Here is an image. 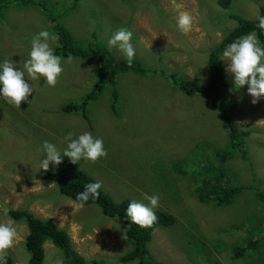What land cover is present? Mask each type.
<instances>
[{
	"label": "rangeland",
	"instance_id": "obj_1",
	"mask_svg": "<svg viewBox=\"0 0 264 264\" xmlns=\"http://www.w3.org/2000/svg\"><path fill=\"white\" fill-rule=\"evenodd\" d=\"M3 1L7 4L0 9V61L10 57L22 67L31 37L48 30L55 23L54 14L56 21L72 29L84 45L93 40L108 48L112 33L127 28L133 33L135 59L147 69H157L144 75L131 71L119 74L114 108L111 84H102L101 93L88 102L86 118L60 108L91 90L99 66L92 56L63 58L64 71L54 87L43 79L29 81L34 91L20 107L0 97V221L13 220L18 231L17 240L5 254L16 264H28L30 255L24 245L27 224L3 211L5 206L9 209L6 204L12 208L23 205L21 208L30 207L35 215L66 228L73 247L83 256L111 259L108 264H137L116 261L117 255L131 248L124 239L123 224L103 215L96 205L80 207L60 194L53 183L37 179L44 171L39 169L43 141L63 149L68 132L78 135L90 131L103 139L108 155L96 162L82 159L80 163L101 188L115 200L130 197L140 202L144 194H156L158 206L176 217L173 226L153 232L148 248L156 261L212 264L217 259L222 264H263L256 259L264 254V240L255 236L264 229V202L255 192L244 189L232 203L222 206L199 202L194 195V178L202 177L209 163L218 164L208 154L213 156L212 150L227 143V129L208 100L177 90L162 72H178L207 83L210 47L237 26L228 14L256 18L264 0H232L227 9L217 0H78L71 13H64V9L72 0H39L49 4L53 14L33 5L17 7L11 0H0V5ZM184 11L193 17L187 34L174 26ZM111 51L115 57H123L117 49ZM223 63L227 69V62ZM226 76L232 84L230 95L239 106L235 120L252 130L245 144L248 156L236 153L225 162L226 177L233 185H251L264 191V98L252 104L247 85L233 90V78L227 70ZM164 162L175 174L162 179ZM213 224L220 225V231ZM248 237L256 238L259 247L258 252L247 254L260 256L232 257L233 248ZM44 250L42 264H53L62 257L50 240L44 242Z\"/></svg>",
	"mask_w": 264,
	"mask_h": 264
},
{
	"label": "trees",
	"instance_id": "obj_2",
	"mask_svg": "<svg viewBox=\"0 0 264 264\" xmlns=\"http://www.w3.org/2000/svg\"><path fill=\"white\" fill-rule=\"evenodd\" d=\"M231 2L232 0H217V3L226 9L230 6ZM77 3L78 0H72L69 6L64 9V13L74 12L77 8ZM16 5L17 7H24L26 5L42 7L43 11L47 10V12L53 14L52 7L44 1L17 0ZM231 14L230 16L236 20L237 26L229 30L217 44L215 43L210 47L207 60L210 75L207 83L201 84L197 80L181 76L178 72L168 74L162 72V74L170 80L174 88L182 93L188 96L197 94L204 99H208L212 107L217 111L219 119L222 121L225 129H227V143L217 150H212L213 156L210 155L211 153L208 154V157H214V160L218 161V164L209 163L205 168V174L202 177L194 178L196 187L193 191L198 201L202 203L213 201L217 206L229 205L244 189L253 190L256 196L264 202V191L257 187L254 188L251 185H236V183L233 185L229 182L228 177H226L228 175L225 162L227 163L236 153L243 158L248 156L245 144L251 130L241 127L235 120V112L239 106L230 95L232 84L227 79L226 69L223 59H220V54L229 42L252 31L257 33L261 45L264 46V32L256 27V18L249 19L238 14ZM259 15L264 16V6L260 7ZM52 17L55 23L48 26V31L58 36L57 43L54 42L56 45L53 47L55 54L60 55L62 58L92 56L99 63L96 79L91 90L85 92L84 96H79V98L68 101L69 103H63L60 108L62 112H79L86 118L88 102L94 100L98 94L101 93V85L105 82L111 84V94L113 97L112 107L114 108V104L118 99L116 80L119 74L126 71H131L140 75H144L145 72H157V69H147L139 60L137 61L135 57L132 64L128 65L124 57H115L111 50L102 45L93 43V40L91 43L87 42L85 45L82 44L80 42L81 38L76 36L78 38L77 40L74 37L72 29L70 30L59 23V21H56L54 14ZM247 103L249 102L247 101ZM164 171L165 173L162 179L171 176L169 173H172V175L175 174V171L165 162ZM41 175L37 179L53 183L60 194L77 203H79V201L76 200V196L80 191H83L84 185L98 181L82 168L80 161H78L77 164H73L67 158H64L62 163L57 166H53L50 163L49 169L47 171L44 170ZM162 186L164 187L165 184L162 183ZM99 193L98 199H89L84 205H97L103 215L116 219L124 224V237L131 245V248L125 254L117 257L116 261L121 263L136 261L137 264H166L156 261L151 256L148 244L151 242L153 231L156 228L173 226L176 223V217L166 210V208L158 206L155 209L157 221L151 227L141 228L129 222L125 216V209L128 203L131 201H138L137 199L125 197L120 200H115L102 188L99 190ZM142 196H138L137 198ZM140 202L147 203V201L143 199H141ZM6 205L9 207L8 214L11 218L14 220H24L27 224L28 232L25 235L24 245L30 255L28 264H42L45 256L43 247L45 240H50L61 250V259H63L64 264H108L112 262L111 259L105 260L101 256L90 258L88 257L89 255H85L83 257V255L73 247L71 237L66 228H61L51 220L35 215L30 207L29 209L21 208L24 206L20 205L16 208H12L8 204ZM5 208L7 207L5 206ZM255 221L258 223L260 219L258 220V217H256ZM262 222H264V220H262ZM215 225L220 231V225L213 224V226ZM263 230L264 229L257 232L259 236L255 237L259 238L261 236L264 240ZM257 242L256 238L248 237L244 242L237 244L238 246L233 248L232 257L236 259L246 255V257L258 258L261 255L262 258L256 260H262L261 262L264 264L263 253L260 255L247 254V252H258L259 246ZM85 249L87 250V248ZM4 260L5 264H16L15 260H13L9 254H4ZM212 264L222 263L215 259Z\"/></svg>",
	"mask_w": 264,
	"mask_h": 264
},
{
	"label": "clouds",
	"instance_id": "obj_3",
	"mask_svg": "<svg viewBox=\"0 0 264 264\" xmlns=\"http://www.w3.org/2000/svg\"><path fill=\"white\" fill-rule=\"evenodd\" d=\"M11 1L15 4L17 3V0ZM6 4L7 2L3 1L0 9ZM262 6L264 5L260 7ZM230 15H232L231 13L228 16L232 18ZM256 20V27L264 32V16L257 14ZM192 25L193 17L186 11L178 14L174 24L175 28L184 34L192 30ZM132 39V31L127 28H119L107 40L109 50L112 48L117 49L128 65L132 64L136 55V48L132 43ZM57 40V34L50 33L47 29H42L31 37L30 49L22 67L19 66L17 61L11 60L10 57L0 61V97L4 98L7 103L20 107L22 101H29L28 97L34 91L29 81L43 79L48 86L54 87L58 77L64 71L63 58L55 54V50L51 46V42ZM220 40L221 38L216 41V44ZM68 59L70 60L71 58L69 57ZM220 59L227 62L226 70L232 75L233 90H239L247 85L246 91L252 97V104H256L260 98H264V46L261 45L255 31L241 35L229 42L223 48ZM248 129L251 130V128ZM64 140L66 146L63 149H58L50 141L45 140L42 142L40 157L43 156V159H40L39 169L47 171L50 163L53 166H57L62 163L64 158H67L73 164H77L82 159L96 162L98 159L108 155L103 139L94 136L90 131H84L78 135L68 132ZM101 187L102 185L99 181L85 184L83 191H80L76 196L80 207H83L89 199H98ZM143 200L147 201V203L139 201L129 202L125 209V216L129 222L141 228L151 227L157 221L155 209L159 205V196L156 194H144ZM8 211L9 209H4L5 214ZM56 225L59 226L57 223ZM17 237V226L13 220L0 221V264H5V250L13 246ZM124 239L126 240L125 237ZM119 256L117 255V257ZM53 264H64V262L63 259H56Z\"/></svg>",
	"mask_w": 264,
	"mask_h": 264
},
{
	"label": "bare ground",
	"instance_id": "obj_4",
	"mask_svg": "<svg viewBox=\"0 0 264 264\" xmlns=\"http://www.w3.org/2000/svg\"><path fill=\"white\" fill-rule=\"evenodd\" d=\"M38 9L40 8V7H37ZM42 8V7H41ZM43 9V8H42Z\"/></svg>",
	"mask_w": 264,
	"mask_h": 264
}]
</instances>
